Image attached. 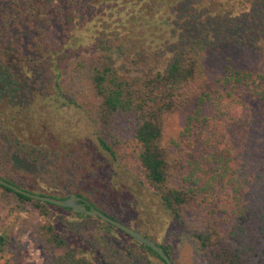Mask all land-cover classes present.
Segmentation results:
<instances>
[{
	"label": "trees",
	"instance_id": "obj_1",
	"mask_svg": "<svg viewBox=\"0 0 264 264\" xmlns=\"http://www.w3.org/2000/svg\"><path fill=\"white\" fill-rule=\"evenodd\" d=\"M4 1L0 0V82L13 87L0 89V165L6 167L12 153L38 166L58 167L72 160L85 174L82 184L77 183V189L66 196H52L76 195L89 202L90 193L101 189L96 185L82 189L80 185L88 181L136 180L138 188L155 198L164 216L195 240L207 264H264V74L227 66L216 92L206 93L201 62L192 44L168 57L163 51L165 67L137 73L121 72L108 61L88 55L69 61L74 43L70 30L75 24L67 18L75 13V0H9L8 6ZM111 1L102 6L110 16L99 12L103 16L100 33L94 42L80 44V48L104 42L110 45L115 38L127 43L140 39L146 27L137 21L159 14L163 4L157 3L165 2ZM206 2L209 14L251 13L256 23H264V0ZM125 16L129 18L123 20ZM53 18L61 24L62 36L46 45L39 35L43 24L36 27L33 21L47 23ZM246 25H234L224 40L259 47L253 35L247 37L250 30ZM30 30L38 32L28 39ZM18 93L21 104L4 100L3 95L16 97ZM40 107L55 114V121L78 115L91 137L77 142L56 135L55 148L36 137L33 140L26 130L39 127ZM188 107L191 110L182 130L167 137V119ZM26 113L33 121L30 127L23 118ZM92 148L106 157L94 164L89 156ZM0 176L30 190L15 177ZM0 186L16 201L40 211L44 221L36 235L61 251L56 264H168L157 251L100 217ZM53 205L64 212L54 214ZM73 235L85 236V248L76 250L71 245ZM9 242V234L0 229V264H11ZM158 243L178 264L171 244ZM3 259L5 263H1Z\"/></svg>",
	"mask_w": 264,
	"mask_h": 264
},
{
	"label": "rangeland",
	"instance_id": "obj_2",
	"mask_svg": "<svg viewBox=\"0 0 264 264\" xmlns=\"http://www.w3.org/2000/svg\"><path fill=\"white\" fill-rule=\"evenodd\" d=\"M75 1L77 2L75 13L71 18H67L69 21L73 20L75 24L70 30L74 43L73 48L69 49V61L79 55H88L108 61L121 72L137 73L165 67V57L161 55L163 51H166L168 57L169 54L182 48L185 44H192L196 47L201 62V84L202 90L206 93L214 94L216 92L219 79L224 75L227 66L264 74V23H256L254 14L234 13L233 11L224 12V14H219L220 11L209 14L206 10L209 7L206 0L158 1L157 5L163 4V6L160 5L162 11L159 14L153 18L147 16L146 19L137 21L138 24H143L146 27V32L140 39L136 37L132 43H127V40L122 41L115 38L110 45L104 42L97 47L85 49L80 48V44L94 42L95 37L103 28L101 21L103 16L99 12L102 10L106 16L111 14L109 10L105 12L102 9L103 4L109 0ZM111 2H116V0ZM4 4L8 6L11 3L6 0ZM163 10L167 11L163 12ZM114 18L117 20L119 18L116 12ZM128 18L129 16H125L123 20ZM201 18L204 19L203 22H201ZM33 22L36 27H41L43 24L44 31L39 35L44 44H52L53 41L61 38L62 26L55 18L47 23L41 20ZM245 22L248 23L246 27L250 30L247 37L253 35L259 47L224 40L234 25ZM113 27L114 25L110 26L108 31ZM37 32V30L28 31V39L35 37ZM5 85H8L9 89L13 87L8 82H0V89ZM9 89L8 92H10ZM3 96H5L4 100L7 98V102L15 100V103L21 104L20 100L17 101L19 93L16 97ZM35 104L41 105L37 102ZM20 109L22 110V107ZM190 110L191 108L188 107L167 119L165 132L167 137L176 135L182 130ZM37 113L43 114L37 119L39 127H36L33 132H29V129L26 130L32 139L36 137L41 142L53 145L55 148L56 135L77 142H80V138L85 136L91 137L90 133L84 131L82 119H79L78 115L72 114L67 119L60 117L55 121V114L51 115L49 111H45L41 107ZM23 116L29 122L27 126L30 127L33 121L29 119L28 113ZM127 134L128 132H125V138H127ZM91 151L92 154L89 156L94 164L106 157L104 154L100 155L93 148ZM7 163L6 167L4 164L0 165L1 175L10 179L15 177L18 182L26 185L30 190L48 195L66 196L77 189L76 186L85 177L83 170L72 160L63 161L58 167L52 164L38 166L25 157L12 153ZM137 183L136 180L123 181L122 178L115 177L107 182L92 180L88 181L85 186H80L86 190L94 185L100 186L101 191H96L95 194L90 193V202L127 221L132 227H139L142 233H147L156 241L171 244L173 259L178 264H207L189 233L176 227L171 219L164 216L155 198L138 188ZM104 190L109 191L107 195L103 193ZM52 209L54 214L55 212L58 214L64 212L60 208H55V205ZM151 212H155V217L150 216ZM0 213V229L6 231L10 236L8 256L12 257L9 258L11 264L57 263V256L61 251L50 248L36 235L38 225L44 221L38 209L32 204H22L18 200L16 201L0 186ZM68 217L71 216L68 214ZM86 243L84 235L72 236L71 245L76 250L85 248ZM1 263H5V259Z\"/></svg>",
	"mask_w": 264,
	"mask_h": 264
},
{
	"label": "water",
	"instance_id": "obj_3",
	"mask_svg": "<svg viewBox=\"0 0 264 264\" xmlns=\"http://www.w3.org/2000/svg\"><path fill=\"white\" fill-rule=\"evenodd\" d=\"M0 184L9 187L19 193L25 194L27 196H30L32 198L41 200V201H48L53 204L62 206V207H68L71 208L75 211L85 213L94 217H100L103 220L110 222L111 224L115 225L116 227L120 228L121 230L125 231L129 235H131L134 239L137 241L141 242L142 244L149 246L150 248L154 249L157 251L168 264H175V262L172 260V258L165 252L163 247L153 240L152 238H149L146 236L144 233L141 231L133 228L132 226L115 219L114 217L106 214L99 208L95 207L92 205L89 201H87L85 198L81 196H76V195H71L66 198H59L56 196L52 195H45V194H40L36 192H32L30 190L24 189L8 180L0 176ZM89 205V206H88Z\"/></svg>",
	"mask_w": 264,
	"mask_h": 264
}]
</instances>
